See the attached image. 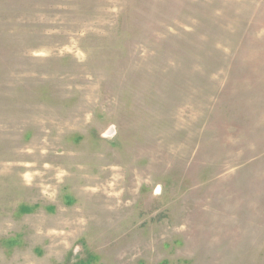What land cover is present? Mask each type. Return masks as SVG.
<instances>
[{
	"label": "rangeland",
	"instance_id": "obj_1",
	"mask_svg": "<svg viewBox=\"0 0 264 264\" xmlns=\"http://www.w3.org/2000/svg\"><path fill=\"white\" fill-rule=\"evenodd\" d=\"M0 264H264V0H0Z\"/></svg>",
	"mask_w": 264,
	"mask_h": 264
}]
</instances>
